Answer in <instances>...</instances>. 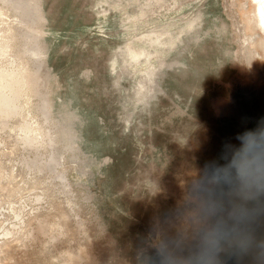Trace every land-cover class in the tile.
<instances>
[{"label": "rangeland", "instance_id": "1", "mask_svg": "<svg viewBox=\"0 0 264 264\" xmlns=\"http://www.w3.org/2000/svg\"><path fill=\"white\" fill-rule=\"evenodd\" d=\"M264 119L254 0H0V264H264L212 247L193 179Z\"/></svg>", "mask_w": 264, "mask_h": 264}, {"label": "clouds", "instance_id": "2", "mask_svg": "<svg viewBox=\"0 0 264 264\" xmlns=\"http://www.w3.org/2000/svg\"><path fill=\"white\" fill-rule=\"evenodd\" d=\"M204 214L203 239L212 247L248 236L246 213L232 194L264 192V119L226 139L193 179Z\"/></svg>", "mask_w": 264, "mask_h": 264}, {"label": "flooded vegetation", "instance_id": "3", "mask_svg": "<svg viewBox=\"0 0 264 264\" xmlns=\"http://www.w3.org/2000/svg\"><path fill=\"white\" fill-rule=\"evenodd\" d=\"M256 4V20L259 31L264 36V0H254Z\"/></svg>", "mask_w": 264, "mask_h": 264}]
</instances>
